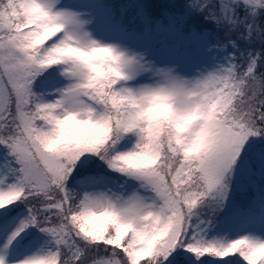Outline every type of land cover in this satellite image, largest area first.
I'll use <instances>...</instances> for the list:
<instances>
[{
    "label": "snow or ice",
    "instance_id": "snow-or-ice-1",
    "mask_svg": "<svg viewBox=\"0 0 264 264\" xmlns=\"http://www.w3.org/2000/svg\"><path fill=\"white\" fill-rule=\"evenodd\" d=\"M0 264H264V0H0Z\"/></svg>",
    "mask_w": 264,
    "mask_h": 264
}]
</instances>
